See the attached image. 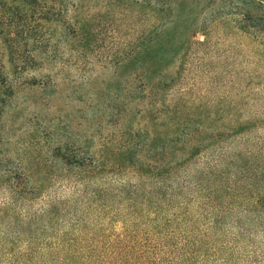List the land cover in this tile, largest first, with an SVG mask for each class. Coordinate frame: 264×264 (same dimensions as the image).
Here are the masks:
<instances>
[{
  "label": "rangeland",
  "instance_id": "1",
  "mask_svg": "<svg viewBox=\"0 0 264 264\" xmlns=\"http://www.w3.org/2000/svg\"><path fill=\"white\" fill-rule=\"evenodd\" d=\"M184 22L196 29L158 67L164 89L152 80L140 98L141 67L162 51L147 48L149 41L159 27ZM174 101L195 106L198 119L187 131L184 151H194L195 142L197 154L185 173L208 165L222 175L223 197L211 206L201 188L190 185L186 194L200 229L210 214L221 220L201 264H264V213L246 205L256 194L248 185L264 183L252 171L264 169V6L256 0H0V173L19 190L10 192L0 177L3 243L98 246V235L120 234L122 226L109 223L121 209V200L108 195L110 184L139 178L129 170L79 175L72 167L102 161L114 146L155 169L150 183H166L161 170L181 144L175 146L166 125L148 119ZM146 108L154 115L142 117ZM219 245L227 249L218 256L227 260L215 263Z\"/></svg>",
  "mask_w": 264,
  "mask_h": 264
},
{
  "label": "trees",
  "instance_id": "2",
  "mask_svg": "<svg viewBox=\"0 0 264 264\" xmlns=\"http://www.w3.org/2000/svg\"><path fill=\"white\" fill-rule=\"evenodd\" d=\"M256 1L264 6V0ZM173 24L159 27L155 39L148 43L147 48L156 46L162 51L160 56L154 55L151 64L144 63L141 67L139 76L141 80L145 79V83L139 90L140 98L146 96L145 84L152 80H155L153 86L157 91L164 89L165 74L158 67L162 62L166 63L176 44L182 43L183 39L187 40L190 33L196 29L194 25L186 22L181 27ZM139 53L142 55V49ZM130 65L131 58L126 56L122 66L128 69ZM156 110L159 116L149 118L148 121L151 124L162 122V125L168 127L175 146L181 144V148H174L170 153L171 157H168L165 163V171L161 170L168 176L166 183L163 181L150 183L148 177L153 170L155 172V169L147 164L131 161L126 153L127 150L117 149L114 146L107 147L102 161H96L89 166L72 167L79 175L104 173L117 175L121 171L129 170L139 178L135 183L110 184V187H113L108 195L115 202L121 200V209L117 214L120 216L115 220L117 215L113 216L110 220L114 222L109 223H119L122 226L120 234L114 236L115 238L98 235V240L103 242L98 246L64 247L7 246L0 237V264H201L210 258L208 252L213 251L210 241L219 238L220 217L210 214L206 226L200 229L197 225L201 216L193 214L194 201L189 200L186 194L190 185L193 189L201 188L200 192H207L204 196L205 203L211 206L210 204L223 197V191L219 189L222 175L208 165L196 169L194 173H185L184 164L197 154L195 142L192 145L195 146L194 151H184L186 144L191 140L187 131L198 121L195 106L174 101ZM141 114L142 117L154 115L148 108ZM162 115L164 117L158 120ZM129 123L126 121L122 129L125 139L132 137ZM252 171L253 176L261 173L264 176V169L255 168ZM198 174V181H194ZM0 177L5 179L10 192L19 191L13 189L11 182L8 183L9 180L7 182L8 174L2 176L0 173ZM206 183H213L214 186L211 189L206 188ZM248 187L256 194L246 202L247 207L264 213V183L255 182ZM240 232H243L242 229ZM224 249H227L224 245L217 246V251L212 256L215 263L227 260L218 256V253L223 252Z\"/></svg>",
  "mask_w": 264,
  "mask_h": 264
}]
</instances>
